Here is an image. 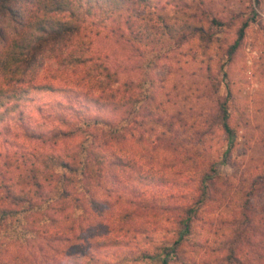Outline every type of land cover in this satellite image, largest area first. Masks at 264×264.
<instances>
[{
    "label": "rangeland",
    "instance_id": "obj_1",
    "mask_svg": "<svg viewBox=\"0 0 264 264\" xmlns=\"http://www.w3.org/2000/svg\"><path fill=\"white\" fill-rule=\"evenodd\" d=\"M132 14L139 23L133 33L123 26L121 35L104 29L99 36L91 34L67 45L61 61L49 58L40 64L37 81L71 87L79 95L35 91L28 102L29 121L56 124L60 117L72 115L69 105L78 107L80 92L93 93L95 86L96 71L79 58L105 55L116 75L117 82H109L117 89L114 98L132 97L134 108L124 113L123 124L117 115L102 110L88 108L84 115L107 117L120 125L117 135L123 137L113 150L151 169L147 175L154 179L138 188L172 207L152 211L151 217L138 222L152 235L147 249L170 246L180 237L176 217L193 207L189 233L180 237L168 264H228L219 248L226 222L239 216L241 204L249 200L258 210L264 207V0H160L156 7L137 6ZM212 17L219 22H211ZM243 21V37L228 57L227 47ZM224 99L229 139L214 118ZM8 118L0 122L2 184L15 176L12 161L22 150L38 156L62 153L79 138H25L20 123ZM201 173L211 176L204 196L198 188ZM126 174L119 168L114 173L119 180ZM133 182L135 187L140 184ZM33 254L38 255L33 247L7 244L0 258L9 264L32 259ZM135 254L130 245L104 247L98 256L113 264H158L157 258L134 260ZM50 255L62 259L55 252Z\"/></svg>",
    "mask_w": 264,
    "mask_h": 264
},
{
    "label": "trees",
    "instance_id": "obj_2",
    "mask_svg": "<svg viewBox=\"0 0 264 264\" xmlns=\"http://www.w3.org/2000/svg\"><path fill=\"white\" fill-rule=\"evenodd\" d=\"M159 2L0 0V122L10 117L20 123L25 138L41 142L79 136L62 153L38 156L33 150H22L18 153L22 160L13 158L15 176L0 182V254L9 244L33 247L38 255L14 259L9 264H113L98 256L99 251L130 245L136 250L131 256L134 260L157 258L158 264H168L180 237L189 233L190 219L196 212L193 207H185L176 217L180 237L170 246L156 244L153 251L147 249L152 235L144 232L138 222L153 212L172 207L159 204L156 196L138 188L154 179L147 175L151 169L140 166L130 155L113 150L115 141L123 137L117 135L120 125H114L107 117L84 115L88 108L102 110L117 115V121L123 124L124 113L134 108V98H114L117 89L109 82L116 83V75L105 55L79 58L96 71L95 86L90 94L78 91L82 96L79 106L69 105L73 116L60 117L56 124L29 121L28 102L35 91H58L65 97L68 92L79 95L71 87L37 81L36 70L45 59L61 61L67 45L91 34L99 36L104 29L121 35L124 27L133 33V26L139 23L132 10L137 6L156 7ZM210 20L219 22L214 17ZM246 26L247 21H243L237 28L227 47L228 57L237 50ZM214 118L229 139L231 127L226 120L225 99L218 102ZM118 168L127 172L124 180L114 175ZM210 178L206 173L200 174V195H205ZM133 180L140 184L135 187ZM226 225L219 242V248L225 251L223 260L228 264H264V207L258 210L250 200L242 203L239 216ZM51 252L62 259L54 261ZM0 264L8 263L0 258Z\"/></svg>",
    "mask_w": 264,
    "mask_h": 264
}]
</instances>
